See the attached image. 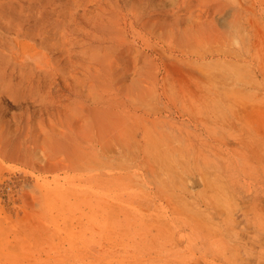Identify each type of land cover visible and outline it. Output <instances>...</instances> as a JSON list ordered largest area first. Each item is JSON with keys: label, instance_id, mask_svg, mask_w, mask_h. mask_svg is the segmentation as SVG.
<instances>
[{"label": "rangeland", "instance_id": "rangeland-1", "mask_svg": "<svg viewBox=\"0 0 264 264\" xmlns=\"http://www.w3.org/2000/svg\"><path fill=\"white\" fill-rule=\"evenodd\" d=\"M0 264H264V0H0Z\"/></svg>", "mask_w": 264, "mask_h": 264}]
</instances>
